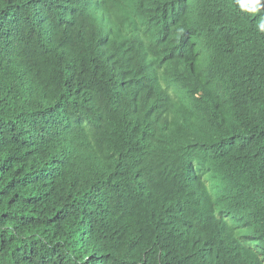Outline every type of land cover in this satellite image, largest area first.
Returning a JSON list of instances; mask_svg holds the SVG:
<instances>
[{
    "label": "trees",
    "instance_id": "16d2710c",
    "mask_svg": "<svg viewBox=\"0 0 264 264\" xmlns=\"http://www.w3.org/2000/svg\"><path fill=\"white\" fill-rule=\"evenodd\" d=\"M261 17L0 0V264H264Z\"/></svg>",
    "mask_w": 264,
    "mask_h": 264
},
{
    "label": "clouds",
    "instance_id": "9594fccd",
    "mask_svg": "<svg viewBox=\"0 0 264 264\" xmlns=\"http://www.w3.org/2000/svg\"><path fill=\"white\" fill-rule=\"evenodd\" d=\"M88 2V0H77V3H80V4H85V3H87ZM251 3L253 4V5H258L259 4V0H251ZM242 8H244L245 7V4H241L240 5ZM252 13H255V12H257L258 11V8L257 7H252L251 9H249ZM257 29H258V31H260V32H264V17H261L260 18V20L258 21V24H257ZM105 35H107V34H105ZM105 35L104 34H96L95 36H94V41H95V44H97V45H99V46H101L102 47V45L105 43V41H106V37H105ZM107 36H109V35H107Z\"/></svg>",
    "mask_w": 264,
    "mask_h": 264
},
{
    "label": "bare ground",
    "instance_id": "6f19581e",
    "mask_svg": "<svg viewBox=\"0 0 264 264\" xmlns=\"http://www.w3.org/2000/svg\"><path fill=\"white\" fill-rule=\"evenodd\" d=\"M92 142V141H91Z\"/></svg>",
    "mask_w": 264,
    "mask_h": 264
}]
</instances>
